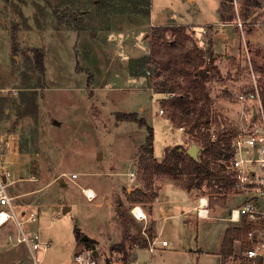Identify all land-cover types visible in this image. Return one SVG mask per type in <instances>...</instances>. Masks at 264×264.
<instances>
[{"label": "rangeland", "instance_id": "1", "mask_svg": "<svg viewBox=\"0 0 264 264\" xmlns=\"http://www.w3.org/2000/svg\"><path fill=\"white\" fill-rule=\"evenodd\" d=\"M130 1L0 0V23L8 28L7 34L0 28V89H4L0 97V153L10 159L12 153L15 158L11 169L19 181L8 191L20 196L13 202L17 209L35 215V222L24 225L29 227L26 231L49 244L47 251H36L40 264H74L76 250L94 246L78 242L76 231L104 243L116 239L115 223L121 235L124 228L129 231L123 264H215L212 255L228 222L222 219L224 213L198 219L186 211L193 202L176 185L184 182V176H178L177 181L169 176L152 178V185L155 179H167L160 200L171 209L167 211L171 217L164 221L158 218L160 240L167 244L159 241L151 252L148 244L154 238L144 234L150 222L135 221L126 195L143 189L137 166L147 127L153 131L157 161L167 147L183 144L188 148L193 143L185 132H178L165 120L166 112L158 114L164 96L153 94L155 71L145 61L152 23L184 26L190 35L188 46L196 45L207 53L216 33L203 34L202 25L218 20L220 2L150 0V16L143 18L134 12ZM222 1L234 9L229 22L238 14L244 23L245 42L255 61L253 69L264 74L256 70L264 68V0ZM14 27L21 50L12 61L10 30ZM227 30V36L239 39L236 28ZM251 37H257L258 42H252ZM241 43L240 38L232 50L237 48L238 53ZM27 47L43 49L42 76L35 71ZM229 60L232 67L224 70L222 81H214L218 87L210 82L208 89L216 112L235 119L233 96L223 86L237 88L248 78L244 64ZM121 113H136L146 126L118 120ZM73 174L77 178L69 180ZM30 175L34 182L25 180ZM86 187L97 197L87 200L80 190ZM204 194L209 195L211 212L218 205L230 210L242 200L230 192L221 204L222 195L210 193L207 187ZM120 205L125 210L123 216ZM7 234L15 235L16 231L10 225L0 228V264H31L27 247L10 243ZM121 235L118 242L96 246L97 251L120 259L121 253L111 247L124 239ZM137 236L145 239L146 246L129 244V238Z\"/></svg>", "mask_w": 264, "mask_h": 264}, {"label": "trees", "instance_id": "2", "mask_svg": "<svg viewBox=\"0 0 264 264\" xmlns=\"http://www.w3.org/2000/svg\"><path fill=\"white\" fill-rule=\"evenodd\" d=\"M134 12L143 18L150 16V0H131ZM219 15L223 21H231L234 18L233 8L227 6L224 1L220 4ZM17 29L10 30V53L11 60L17 56L19 50L17 41ZM172 37L171 40L167 36ZM190 35L184 26H155L152 27L151 38L147 42L148 55L145 58L151 63L155 71L153 82V93L164 96L159 101L160 108L166 112L168 119L174 128L184 126L186 138L190 143L200 148L198 160L187 155V148L183 144L167 147L160 161L153 156V131L147 127L148 134L144 143L139 148L138 170L143 177V189L134 190L126 195L130 205L141 203H152L157 194L153 193L152 178L154 176H169L176 181L178 176H184V182L178 185L190 190L192 188L207 187L210 193L221 197L220 203L225 204V195L232 193V180L224 173V167L217 161L227 159L231 152L230 139L227 131H220L216 128L215 138L211 139L209 131L211 97L208 83L222 81L223 76L215 65L211 51L204 52L198 46H188ZM26 51L31 53L29 59L33 67L41 76L44 73L45 53L42 48L27 47ZM264 72V68H256ZM261 100L264 112V87L261 92ZM118 120L136 122L140 126H146L144 119H139L136 113H121ZM216 122V121H215ZM219 125L217 124V127ZM120 209V215L125 210ZM124 222V223H123ZM123 226L125 221H123ZM153 226L147 229L146 235L153 237ZM249 224L243 220L240 226H229L225 230L222 240L220 255L221 264L233 255L234 241L244 242L245 232ZM125 237L116 246L111 247L121 253V260L125 263L126 250L125 240L128 228L123 231ZM82 235L76 231V239L80 242ZM129 242L138 246H146L145 239L140 237L129 238ZM87 247L94 244L88 239L83 241Z\"/></svg>", "mask_w": 264, "mask_h": 264}, {"label": "built area", "instance_id": "3", "mask_svg": "<svg viewBox=\"0 0 264 264\" xmlns=\"http://www.w3.org/2000/svg\"><path fill=\"white\" fill-rule=\"evenodd\" d=\"M227 27L238 29L243 40L237 57L238 62L244 64V70L246 68L248 81L240 83L237 88L223 86V89L233 96L236 106L235 119H226L211 106L209 131L211 139H214L218 124L220 131L228 133L231 152L227 159L217 162L223 165L224 173L232 180V195L242 198L236 207L230 209L227 221L240 226L245 220L249 228L245 232L244 242L237 241V250L227 259L226 264H264V112L261 100L264 74L253 69L251 48L245 42L244 23L240 20L204 24L202 33L207 34L208 31ZM214 83L218 84L213 82V85ZM3 92L4 89H0V97ZM158 114L163 115V109L159 108ZM176 129L185 132L184 126ZM11 165L12 159L0 153V228L12 225L16 234H9L8 241L14 245L24 244L31 255V264H40L36 251H47L49 244L39 241L36 235L30 236L24 227L25 224L35 221L34 213H29L26 218H20L14 210L13 197L8 192V187L14 183L11 179ZM130 175L133 177L135 171ZM75 177L76 175H71L70 179ZM28 180L34 181V177L31 176ZM82 193L88 200L95 197V194L89 195L85 190H82ZM136 209L139 210L135 212ZM129 211L137 221H146L141 206L133 205ZM193 212L198 219H208V198H199ZM156 243L158 241L155 237L148 244L147 250L151 252ZM161 244L166 245V241H161ZM73 260L74 264H123L117 257L100 254L96 246L77 250Z\"/></svg>", "mask_w": 264, "mask_h": 264}, {"label": "crops", "instance_id": "4", "mask_svg": "<svg viewBox=\"0 0 264 264\" xmlns=\"http://www.w3.org/2000/svg\"><path fill=\"white\" fill-rule=\"evenodd\" d=\"M219 2H220V4H221V2H222V0H219ZM220 4H219V6H220ZM220 9V8H219ZM233 13H234V9H233ZM236 13H237V11H236ZM236 20H240L239 18H238V14H237V18H236ZM235 20V21H236ZM224 22H227V21H223V20H221V18H220V15H218V20H215V21H206L205 22V24H208V23H211V24H213V23H224ZM4 22L2 21L1 23H0V28L7 34V32H8V28L7 27H5L4 26ZM153 24V27H155V26H164L163 24H156V23H152ZM204 25V24H203ZM202 25V26H203ZM234 28V27H233ZM225 31H217V30H212V31H209V32H214V33H216V34H213L211 37H212V42H213V44H212V47H211V52H212V54H213V58H214V62H215V65L217 66V68L219 69V71L221 72V74H222V76H223V74H225V72H224V70H226V68H231L232 66V63L231 62H229V61H231V60H229V58L231 57L232 58V60H233V63H234V61L236 62V63H238V53H239V49H238V53H236L237 52V48L235 49V50H232V48H234V44H236V42H237V44L239 43V40H240V34L238 35L239 36V39L238 38H236L235 36H233L232 37V35H230V36H227V34H226V32H228L229 30H227V28H223ZM235 29V28H234ZM219 30V29H218ZM221 30V29H220ZM227 30V31H226ZM238 30V29H237ZM230 32V31H229ZM233 38V39H232ZM251 39V41L253 42H258V39H257V37H251L250 38ZM231 43V44H230ZM233 43V44H232ZM223 54H226L225 56H223ZM254 56H255V54H253V58H254ZM253 60V62H255L254 61V59H252ZM254 64V63H253ZM224 77V76H223ZM214 85L215 86H217L218 87V84H215L214 83ZM229 85H226L225 87H228ZM165 119V118H164ZM166 121H169L168 119H165ZM169 123H170V121H169ZM171 124V123H170ZM177 130V129H176ZM179 132V131H178ZM11 158H12V165H13V163H14V155L11 153ZM11 165V166H12ZM10 170H11V172H12V169H11V167H10ZM73 175H76V174H73ZM29 177H31V175L29 176ZM28 177V178H29ZM154 177H157V176H154ZM28 178H26L25 180L26 181H28V182H34V181H29L28 180ZM69 180H74L75 178H77V175H76V177L74 178V179H70L71 178V176L70 177H67ZM132 179L134 178V176L133 177H131ZM13 181H14V183L15 182H17V181H19V180H17V179H14V175L12 174V178H11ZM35 180V179H34ZM165 180H167V179H159V180H157V179H155V181H154V184L152 185L154 188H156V194H157V197H156V199L152 202V203H150V204H147V205H149V207H148V209H144V208H142L143 209V211H144V213H145V215H146V221H145V223L147 224L148 223V221L150 222V226H153V228H152V230H153V237H152V239L153 238H157V241L159 242H161V241H165V240H160V237H161V230H162V228H161V226H160V228L159 227H157V221L159 220L158 218L160 217L161 218V221H164V220H166L167 218H170L171 217V215H169L168 214V212L167 211H169V210H171V209H166L161 203H164V202H162L161 200H160V192H161V189H162V187H163V183H164V181ZM173 181V180H172ZM13 183V184H14ZM176 184V183H175ZM179 188H181V190H183L184 192H186L190 197H191V201L193 202V204L191 205V207L190 208H188L186 211H190V212H192V213H194L193 212V209L197 206V204H198V199L199 198H201V197H207L208 198V201H210V198H209V195H207V194H204V192H205V186H202L201 188H192V189H190V190H187V189H185V188H183V187H181V186H179L178 184H176ZM11 186V185H10ZM85 189H90V190H92L93 191V193L95 194V197L94 198H96L97 197V193L92 189V188H90V187H86V188H80V190H81V192H82V190H85ZM128 190V189H127ZM9 192V191H8ZM9 194H10V192H9ZM83 194V193H82ZM10 196L11 197H13V200H12V204H13V207H14V210H15V212L19 215V217L20 218H26L27 217V215L29 214V213H34L33 211H28L27 209H17V207H16V204L13 202L14 201V199L16 198V197H19L20 195H12V194H10ZM16 196V197H15ZM85 197V196H84ZM86 198V197H85ZM88 200V199H87ZM166 202V201H165ZM211 202V201H210ZM133 205H139V206H141V203H136V204H133ZM132 205V206H133ZM142 207V206H141ZM121 209H123V208H121ZM232 209V208H231ZM212 210H211V208H210V205H209V218H212L213 217V215H217L218 213H221V214H223L224 213V217H222V219L223 220H225V221H227V215H228V213H229V209L227 210H225L224 208H222L221 206L219 207V205L216 207V209L215 210H213V212H211ZM185 212V211H184ZM131 214V213H130ZM195 214V213H194ZM132 216V215H131ZM133 217V216H132ZM134 218V217H133ZM208 218V219H209ZM135 219V218H134ZM135 221L136 222H138L136 219H135ZM35 222V221H34ZM228 222V225H226V227H224V230H223V232H222V234H221V237H220V239H219V241H218V243H217V245L215 246V252L213 253V257L216 259L215 260V264H221V255H220V249H221V244H222V240H223V237H224V234H225V230H226V228L227 227H229V226H235L234 224H232V223H230L229 221H227ZM27 224H31V223H27ZM27 224H25V225H27ZM12 228H13V226L12 225H10ZM150 226H149V228L148 229H150ZM115 227H116V234H114V237H116V239L115 240H108V241H106V242H104V243H101L97 238H94L93 236H90V235H86L87 237H88V239H90V240H92V241H94V246H99V247H101V246H103V247H106L109 243H115V242H118L119 241V238H120V235H121V231H120V227H117L116 226V223H115ZM4 228V227H3ZM26 229H29V227H27L26 226ZM124 231V230H123ZM123 231H122V235H124V233H123ZM78 234H80V235H84L82 232H78ZM128 234H129V231H128ZM127 234V235H128ZM9 234H7V236H8ZM121 235V236H122ZM123 237H125V235L123 236ZM123 240V239H122ZM81 242V241H80ZM121 242V241H120ZM119 242V243H120ZM126 243H128V241H127V239L125 240V244ZM129 244H131V245H135L136 246V248L138 247V245L137 244H132V243H129ZM167 244V243H166ZM126 246V245H125ZM77 249H78V247H77ZM126 250V249H125ZM235 250H237V240H235L234 241V251ZM77 251V250H76ZM75 251V252H76ZM74 252V253H75ZM128 254V253H127ZM74 256V255H73Z\"/></svg>", "mask_w": 264, "mask_h": 264}, {"label": "water", "instance_id": "5", "mask_svg": "<svg viewBox=\"0 0 264 264\" xmlns=\"http://www.w3.org/2000/svg\"><path fill=\"white\" fill-rule=\"evenodd\" d=\"M186 153L187 155H189L192 159L194 160H198V155L200 153V148L192 143L189 145V147L187 148L186 150ZM67 209V208H65ZM88 240V237L86 235H83L81 238H80V241L83 242V241H87Z\"/></svg>", "mask_w": 264, "mask_h": 264}, {"label": "bare ground", "instance_id": "6", "mask_svg": "<svg viewBox=\"0 0 264 264\" xmlns=\"http://www.w3.org/2000/svg\"><path fill=\"white\" fill-rule=\"evenodd\" d=\"M85 191H86L89 195H92V196H93V194H94L93 191L90 190V189H85ZM138 210H139V209H136L135 212L138 211ZM138 215H139V214H138Z\"/></svg>", "mask_w": 264, "mask_h": 264}]
</instances>
